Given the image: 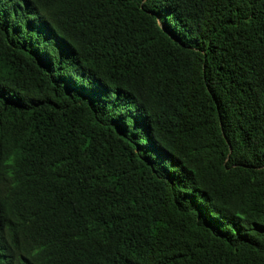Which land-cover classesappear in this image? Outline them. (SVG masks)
<instances>
[{
    "label": "trees",
    "instance_id": "1",
    "mask_svg": "<svg viewBox=\"0 0 264 264\" xmlns=\"http://www.w3.org/2000/svg\"><path fill=\"white\" fill-rule=\"evenodd\" d=\"M0 264H264V0H0Z\"/></svg>",
    "mask_w": 264,
    "mask_h": 264
}]
</instances>
